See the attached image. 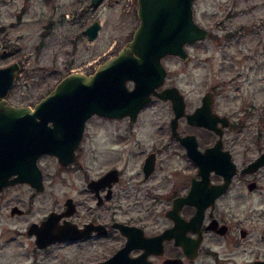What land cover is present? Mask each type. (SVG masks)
Here are the masks:
<instances>
[{
    "label": "flooded vegetation",
    "instance_id": "af4514ba",
    "mask_svg": "<svg viewBox=\"0 0 264 264\" xmlns=\"http://www.w3.org/2000/svg\"><path fill=\"white\" fill-rule=\"evenodd\" d=\"M132 1L137 6V0ZM72 11V17L80 12L79 7ZM52 24L49 20L44 30ZM207 30L203 39L211 35ZM247 49L243 58L252 59L251 67L263 68L264 43L253 42ZM167 55L185 60L166 54L161 62ZM222 55L224 62L231 53ZM240 73L237 69L231 79L236 81ZM166 76L167 69L156 89L176 86L183 101L181 114H176L173 100L156 94H151L133 118L94 112L83 123L71 160L63 164L56 155L42 153L36 158L40 171L37 185L16 181L0 188V200L9 201V213L25 215L29 205L43 200L47 193L48 176L53 172L45 170V160L52 159L62 173L72 169L76 175L74 192L63 195L60 202L53 201L42 216L29 221L26 232L33 235L35 249L71 243L78 254L93 252L82 264L105 261L120 248L110 264L136 260L140 261L137 264H195L202 252L216 257L211 264H264V122L244 121L234 115L243 110L225 108L229 95L220 89L223 81L207 84L190 100L178 85L166 83ZM126 85L132 88L134 81L127 80ZM202 99L206 109L194 118L203 124L192 122L188 114ZM153 104L166 107L167 118L158 129L149 131L138 118ZM138 125L141 127L135 128ZM244 132L249 137H244ZM137 133L150 138L133 140L138 147L129 150V139ZM162 161L169 170L159 171ZM178 165L183 167L179 170ZM51 212L58 215L57 225L72 224L73 236L38 246L35 234L28 232L29 225L40 224ZM142 239L144 244L138 243Z\"/></svg>",
    "mask_w": 264,
    "mask_h": 264
},
{
    "label": "rangeland",
    "instance_id": "374dc122",
    "mask_svg": "<svg viewBox=\"0 0 264 264\" xmlns=\"http://www.w3.org/2000/svg\"><path fill=\"white\" fill-rule=\"evenodd\" d=\"M75 7L80 12L72 17ZM136 9L132 0H100L96 4L92 0H0V66L14 61L20 64L6 98L16 105L33 106L66 73L92 72L130 38L138 24ZM192 9L194 20L210 29L211 35L186 43L187 60L174 55L163 58L166 83L178 85L192 100L207 84L223 81L220 89L229 95V104L224 107L243 110L234 115L244 121L264 122V107L260 108L264 102V67L257 70L250 66L252 59L243 58L253 42L264 43V0H193ZM93 19H99L100 28L89 40L84 28ZM49 20L53 24L44 30ZM227 53L230 57L222 62V54ZM237 69L241 70L240 78L234 81L231 77ZM166 118L167 108L153 104L141 112L138 122L155 131ZM243 136L249 137V133ZM144 138L150 137L140 133L131 137L129 150L136 149V141ZM44 162L45 170L53 172L48 176L49 187L43 200L29 205L28 213L11 215L9 201L0 200V264H82L91 259L93 252L78 254L71 243L35 249L33 235L26 232L30 220L42 216L53 201L60 202L63 195L74 192L76 175L72 169L62 173L52 159ZM161 165L160 172L169 170L168 165ZM182 167L178 165L179 170ZM161 211L160 224L164 220ZM215 260L214 255L202 252L194 262L211 264Z\"/></svg>",
    "mask_w": 264,
    "mask_h": 264
},
{
    "label": "water",
    "instance_id": "95a60500",
    "mask_svg": "<svg viewBox=\"0 0 264 264\" xmlns=\"http://www.w3.org/2000/svg\"><path fill=\"white\" fill-rule=\"evenodd\" d=\"M192 1L137 0L138 24L125 44L93 72L70 71L63 75L33 106L16 105L6 98L19 70L18 62L0 66V188L16 181L37 185L40 171L36 158L42 153L56 155L63 164L71 160L83 123L94 112L129 114L133 118L151 94H156L173 100L176 114H181L183 101L178 88L156 87L166 73L161 58L175 54L187 59L185 44L209 34L194 20ZM99 27L98 20L89 23L85 27L87 39H93ZM127 80L134 81L132 88L127 87ZM116 100L118 103H114ZM205 105L202 99V104L188 114L192 122L203 124L194 117L206 109ZM207 108L211 110L210 104ZM57 218L51 212L40 224L29 225L28 232L35 234L38 246L73 236L72 224L57 225ZM120 250L95 264H110Z\"/></svg>",
    "mask_w": 264,
    "mask_h": 264
}]
</instances>
